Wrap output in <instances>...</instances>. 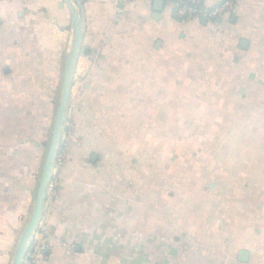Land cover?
I'll return each instance as SVG.
<instances>
[{"label":"crops","instance_id":"1","mask_svg":"<svg viewBox=\"0 0 264 264\" xmlns=\"http://www.w3.org/2000/svg\"><path fill=\"white\" fill-rule=\"evenodd\" d=\"M78 1L69 159L39 264H264V0L213 19L177 18L172 0ZM72 22L66 0H0V264L31 210ZM211 156L250 177L230 201Z\"/></svg>","mask_w":264,"mask_h":264},{"label":"water","instance_id":"2","mask_svg":"<svg viewBox=\"0 0 264 264\" xmlns=\"http://www.w3.org/2000/svg\"><path fill=\"white\" fill-rule=\"evenodd\" d=\"M69 4L73 20V40L67 52L62 85L57 101L56 110L52 119L50 136L45 157L37 180V186L33 197L31 210L26 223L24 224L16 242L14 253L10 264H22L26 251L29 247L32 236L37 227L43 204L46 198V191L54 167L55 157L58 151L60 137L63 130L68 100L71 95V85L74 66L80 52V42L82 36L81 29V4L78 0H66ZM163 5L162 0H154V8L159 10ZM201 9H203L201 7ZM242 258V257H240Z\"/></svg>","mask_w":264,"mask_h":264},{"label":"built area","instance_id":"3","mask_svg":"<svg viewBox=\"0 0 264 264\" xmlns=\"http://www.w3.org/2000/svg\"><path fill=\"white\" fill-rule=\"evenodd\" d=\"M201 5L202 4L200 3V0H172V6L174 8L175 16L180 19H188L194 17L198 19H201L203 17L213 19L215 17H219L221 15L226 14L232 8L233 0H223L221 4L213 6L205 12L201 9ZM75 89L76 88H71V93ZM69 124V120H66V122H64L58 151L54 161V171L52 169L53 173L51 174V178L47 186L46 200H51V198L55 195L56 192L55 171L63 167V165L69 159ZM38 224L32 236L22 264H39L40 260L43 258V253L47 247V230L44 224Z\"/></svg>","mask_w":264,"mask_h":264},{"label":"trees","instance_id":"4","mask_svg":"<svg viewBox=\"0 0 264 264\" xmlns=\"http://www.w3.org/2000/svg\"><path fill=\"white\" fill-rule=\"evenodd\" d=\"M193 132H194V130H193ZM212 142L215 143V140L212 141ZM207 159H208L207 160V164H209V168L207 170L208 171V175L209 176L211 175L213 178L218 179L217 182H216L217 186H218V182L220 184L221 183L220 180L223 179L224 177H225V179L229 180L228 183L226 182V180L224 181V184L227 186L226 193H227V195L230 194V195L227 196L229 201L232 200L231 190L233 191L236 188V185H235L236 183L243 182L239 187H241V186L244 187V185H246V186L248 185L247 181H249L250 177L246 176L248 178V179H246L244 177V174H242L241 172H238V171H240L239 168L237 169V167H235L234 170L227 169V170H225V171H227L226 173H221L220 171H218L220 168H216V165H218V161L217 160L220 159L219 156L218 157H216V156L212 157L211 156V157H208ZM231 159L239 161L240 158L236 157L235 159H233V158H231ZM226 164H228V163L226 162ZM233 164H236V163H233ZM225 169H226V166H225ZM230 169H232V168H230ZM232 175H233V178H232ZM231 178H232V180H231ZM209 180H212V179H209ZM45 200H46V198H45ZM241 208L243 209V207H241Z\"/></svg>","mask_w":264,"mask_h":264},{"label":"rangeland","instance_id":"5","mask_svg":"<svg viewBox=\"0 0 264 264\" xmlns=\"http://www.w3.org/2000/svg\"><path fill=\"white\" fill-rule=\"evenodd\" d=\"M74 91V90H73ZM51 122V121H50ZM50 126H51V123H49V133H50ZM171 131H174V130H171ZM232 178H233V175H232ZM231 178V179H232ZM261 178V175H258V176H256V181H258V179H260ZM209 179H215V178H213L211 175L209 176ZM216 180V179H215ZM226 179H221V183L220 184H223V186H226L225 184H224V181H225ZM238 187V185L236 186V188H235V193L237 194V192H239L240 190H239V188H237ZM224 190H225V188H224Z\"/></svg>","mask_w":264,"mask_h":264}]
</instances>
